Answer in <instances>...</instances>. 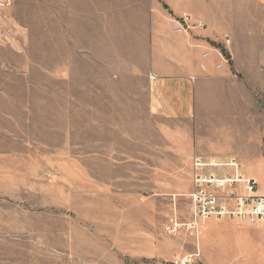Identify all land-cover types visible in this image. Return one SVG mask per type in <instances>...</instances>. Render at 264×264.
<instances>
[{"label":"rangeland","instance_id":"1","mask_svg":"<svg viewBox=\"0 0 264 264\" xmlns=\"http://www.w3.org/2000/svg\"><path fill=\"white\" fill-rule=\"evenodd\" d=\"M94 6L0 0V264H264V227L188 229L197 157L264 192V38L222 46L228 76L170 117L151 109L150 30Z\"/></svg>","mask_w":264,"mask_h":264},{"label":"crops","instance_id":"2","mask_svg":"<svg viewBox=\"0 0 264 264\" xmlns=\"http://www.w3.org/2000/svg\"><path fill=\"white\" fill-rule=\"evenodd\" d=\"M144 1L93 0V10L107 14V19L111 12L124 15L130 11L142 28L150 30L143 43L151 45L150 66L155 75L151 87L153 113L175 117L185 111L188 115L193 85L198 88L203 82L228 76L231 60L221 49L226 37L231 40L230 49L257 37L264 38V0ZM184 16H190L192 22L199 20L200 24L179 30Z\"/></svg>","mask_w":264,"mask_h":264},{"label":"built area","instance_id":"3","mask_svg":"<svg viewBox=\"0 0 264 264\" xmlns=\"http://www.w3.org/2000/svg\"><path fill=\"white\" fill-rule=\"evenodd\" d=\"M196 24H200L199 20L192 22L190 16H184L179 30H189ZM230 43V38L226 37L224 46H229ZM151 77L155 78L153 75ZM219 168H230L231 171L214 170ZM240 184L244 186L240 188ZM257 185L254 178L243 173L242 165L235 159L222 163L195 158L193 189L189 194L193 220L188 224V229H198L199 220L211 217L264 227V192H257ZM183 225L174 209L164 223V230L169 234H177Z\"/></svg>","mask_w":264,"mask_h":264},{"label":"trees","instance_id":"4","mask_svg":"<svg viewBox=\"0 0 264 264\" xmlns=\"http://www.w3.org/2000/svg\"><path fill=\"white\" fill-rule=\"evenodd\" d=\"M222 52H223V54H224L225 56H227V55H226V52H225L224 50H222ZM227 57L229 58V56H227Z\"/></svg>","mask_w":264,"mask_h":264},{"label":"bare ground","instance_id":"5","mask_svg":"<svg viewBox=\"0 0 264 264\" xmlns=\"http://www.w3.org/2000/svg\"><path fill=\"white\" fill-rule=\"evenodd\" d=\"M255 179V178H254ZM256 180V179H255Z\"/></svg>","mask_w":264,"mask_h":264}]
</instances>
